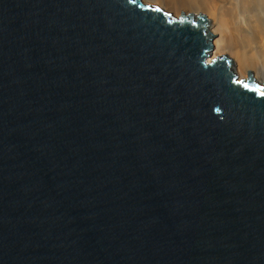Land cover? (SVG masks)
I'll return each instance as SVG.
<instances>
[{"label": "water", "instance_id": "obj_1", "mask_svg": "<svg viewBox=\"0 0 264 264\" xmlns=\"http://www.w3.org/2000/svg\"><path fill=\"white\" fill-rule=\"evenodd\" d=\"M208 26L0 0V264H264V84Z\"/></svg>", "mask_w": 264, "mask_h": 264}, {"label": "bare ground", "instance_id": "obj_2", "mask_svg": "<svg viewBox=\"0 0 264 264\" xmlns=\"http://www.w3.org/2000/svg\"><path fill=\"white\" fill-rule=\"evenodd\" d=\"M144 1L166 5L163 0ZM218 1L211 0L213 3ZM222 2L226 4L223 10L216 7L218 11L216 29L219 38L214 41V55L217 56L224 51L233 52L236 47L239 49L238 57L242 63L243 61L244 64L253 63L257 78L253 77L257 82L264 84V36L262 39L258 37L260 34L264 35V0H222ZM245 66L246 64L240 67V72L245 71Z\"/></svg>", "mask_w": 264, "mask_h": 264}, {"label": "rangeland", "instance_id": "obj_3", "mask_svg": "<svg viewBox=\"0 0 264 264\" xmlns=\"http://www.w3.org/2000/svg\"><path fill=\"white\" fill-rule=\"evenodd\" d=\"M144 1V0H143ZM166 5L158 2H149L156 4L157 6L165 9L166 11L172 13L174 16L178 17L181 13L184 14H203L205 15L208 20H209V28L211 29L215 39L218 40L219 34L217 33V9L216 7L219 8V10H223L226 7V4H223L222 0H219L217 3L211 2V0H163ZM263 34H260L258 37L262 39ZM234 48V47H233ZM226 55L232 60L233 64V69L235 73L239 76L241 79H246L248 73H251L255 78L256 77V72L254 69V64L250 65V63H245L246 66L244 67L245 71L242 73L240 72V67L244 66V61L242 63V60L239 55V49L234 48V51H224L222 54H217L214 55V57H220ZM213 57V58H214ZM244 64V65H242ZM264 70V69H263ZM264 76V75H263Z\"/></svg>", "mask_w": 264, "mask_h": 264}]
</instances>
